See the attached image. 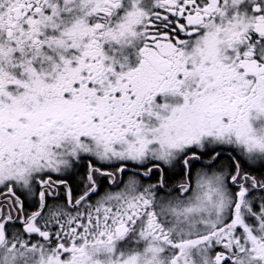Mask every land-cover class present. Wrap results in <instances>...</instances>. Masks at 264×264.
<instances>
[{
  "label": "snow or ice",
  "instance_id": "snow-or-ice-1",
  "mask_svg": "<svg viewBox=\"0 0 264 264\" xmlns=\"http://www.w3.org/2000/svg\"><path fill=\"white\" fill-rule=\"evenodd\" d=\"M0 264H264V0H0Z\"/></svg>",
  "mask_w": 264,
  "mask_h": 264
}]
</instances>
